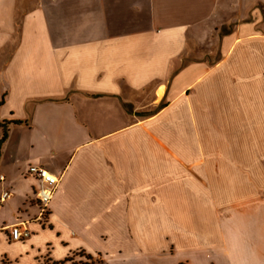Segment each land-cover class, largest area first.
Segmentation results:
<instances>
[{
	"label": "crops",
	"instance_id": "0c3cea01",
	"mask_svg": "<svg viewBox=\"0 0 264 264\" xmlns=\"http://www.w3.org/2000/svg\"><path fill=\"white\" fill-rule=\"evenodd\" d=\"M2 122L0 257L264 264V0H0Z\"/></svg>",
	"mask_w": 264,
	"mask_h": 264
},
{
	"label": "built area",
	"instance_id": "2783aa9c",
	"mask_svg": "<svg viewBox=\"0 0 264 264\" xmlns=\"http://www.w3.org/2000/svg\"><path fill=\"white\" fill-rule=\"evenodd\" d=\"M28 173L38 182V188L34 194L38 205V212L31 221H20L7 229L11 242L27 241L32 235L29 228L30 223L33 222L40 226H45L48 223L50 213L49 204L60 181L59 177L50 174L41 167L30 166L28 168ZM3 180V176H0V181ZM8 198L9 192H2L0 195V203L5 202Z\"/></svg>",
	"mask_w": 264,
	"mask_h": 264
},
{
	"label": "rangeland",
	"instance_id": "374dc122",
	"mask_svg": "<svg viewBox=\"0 0 264 264\" xmlns=\"http://www.w3.org/2000/svg\"><path fill=\"white\" fill-rule=\"evenodd\" d=\"M219 57H220L219 48L212 47L211 55L207 58L209 63L210 64L214 63L215 61H217L219 59ZM188 61H190V58H188L187 60H184L183 63L179 64V66H182L185 63H188ZM35 211L36 210L34 209L31 213H35ZM6 213H7L6 217H7V220H8V219H10V213L9 212H6ZM8 228H6V229H8ZM6 234H7V231H6ZM15 250H17V249H15ZM58 255L59 254L57 252H53L52 253L53 258H57ZM68 258L69 259L67 261L61 262V264H103L102 261L100 259H98V258L90 257L91 259H88L87 255L85 253H83V252H75L74 254L70 255V257H68ZM0 264H13V262L10 261L5 256H2V257H0ZM22 264H30V260L28 258H26V262H23ZM36 264H57V263H54L52 261V259L50 257V249L47 248L46 255L42 256L41 259L36 262Z\"/></svg>",
	"mask_w": 264,
	"mask_h": 264
},
{
	"label": "trees",
	"instance_id": "16d2710c",
	"mask_svg": "<svg viewBox=\"0 0 264 264\" xmlns=\"http://www.w3.org/2000/svg\"><path fill=\"white\" fill-rule=\"evenodd\" d=\"M10 124H16V125H20L21 122H2L0 123V146L1 144L5 141L6 137H7V129H8V126ZM87 258L88 259H91L89 255H87ZM69 258L65 259L63 262L67 261ZM61 264V263H60Z\"/></svg>",
	"mask_w": 264,
	"mask_h": 264
}]
</instances>
